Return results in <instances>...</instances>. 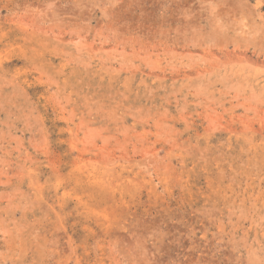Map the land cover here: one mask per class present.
<instances>
[{
  "label": "rangeland",
  "instance_id": "374dc122",
  "mask_svg": "<svg viewBox=\"0 0 264 264\" xmlns=\"http://www.w3.org/2000/svg\"><path fill=\"white\" fill-rule=\"evenodd\" d=\"M0 264H264V0H0Z\"/></svg>",
  "mask_w": 264,
  "mask_h": 264
},
{
  "label": "bare ground",
  "instance_id": "6f19581e",
  "mask_svg": "<svg viewBox=\"0 0 264 264\" xmlns=\"http://www.w3.org/2000/svg\"><path fill=\"white\" fill-rule=\"evenodd\" d=\"M250 29V28H249Z\"/></svg>",
  "mask_w": 264,
  "mask_h": 264
}]
</instances>
